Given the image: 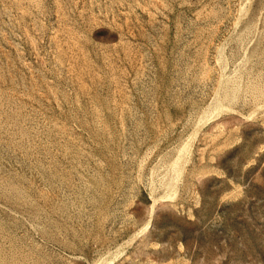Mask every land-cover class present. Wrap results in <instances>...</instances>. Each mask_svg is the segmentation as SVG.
I'll return each instance as SVG.
<instances>
[{"label":"rangeland","instance_id":"obj_1","mask_svg":"<svg viewBox=\"0 0 264 264\" xmlns=\"http://www.w3.org/2000/svg\"><path fill=\"white\" fill-rule=\"evenodd\" d=\"M0 264H264V0H0Z\"/></svg>","mask_w":264,"mask_h":264},{"label":"bare ground","instance_id":"obj_2","mask_svg":"<svg viewBox=\"0 0 264 264\" xmlns=\"http://www.w3.org/2000/svg\"><path fill=\"white\" fill-rule=\"evenodd\" d=\"M153 213V212H152ZM148 224V223H147ZM149 225V224H148ZM139 237V236H138Z\"/></svg>","mask_w":264,"mask_h":264}]
</instances>
